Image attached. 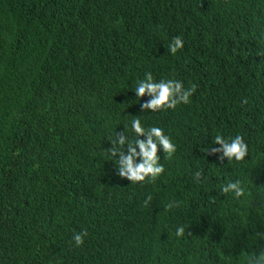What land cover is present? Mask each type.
Listing matches in <instances>:
<instances>
[{"label":"trees","instance_id":"1","mask_svg":"<svg viewBox=\"0 0 264 264\" xmlns=\"http://www.w3.org/2000/svg\"><path fill=\"white\" fill-rule=\"evenodd\" d=\"M263 12L264 0H0V264H247L264 252ZM136 63L168 70L154 82L197 85L190 103L142 110L150 97L134 90L149 70ZM135 118L177 146L158 154L165 203L107 157L117 133L137 138ZM218 134L243 136L248 155L209 154ZM235 180L239 198L221 191ZM110 216V247L87 258L73 233H100Z\"/></svg>","mask_w":264,"mask_h":264},{"label":"clouds","instance_id":"2","mask_svg":"<svg viewBox=\"0 0 264 264\" xmlns=\"http://www.w3.org/2000/svg\"><path fill=\"white\" fill-rule=\"evenodd\" d=\"M183 43L184 42L180 36L173 37L168 45V51L172 55H175L178 50L183 48ZM2 45L3 42H0V46ZM130 57L132 61L135 60L134 53H130ZM141 66H148L146 71H149L145 73V78L138 82L134 92L137 97H144L145 95L150 97V99L140 105L142 110L155 112L162 109H175L176 106L181 103H190V97L195 93L197 85L193 84L191 87L185 89L183 82L179 80L168 79L154 82L152 74H154L155 78H161L162 72L164 74L165 71L168 72V70L162 68V66L161 68H157L158 65L155 63L137 64L138 68ZM103 90L102 84H98L93 92V99L97 100ZM243 103H247V99H245ZM131 127L136 133L137 138L130 142L125 134L117 133V139L110 141L113 146L108 149L110 154L107 157H109L110 160L116 159L115 163L118 165L117 174L121 178L128 179L131 183L144 182L146 179L150 178L152 182L147 183L150 187L151 185L161 187L160 195L153 199H156L159 203H165L168 201L167 190L173 189V187L169 185L170 187L167 188L166 183H168V181L165 182L166 177L161 184H153V182L164 172V166L159 163L160 156L158 154L159 150L162 149L163 153L167 154L165 158L170 160L175 154L177 146L172 142L168 135L164 134L163 129L159 127L145 129L139 118L132 120ZM141 136H143L144 139H139ZM175 141H177V139ZM214 143L218 144L219 147H212L211 149H205V151L209 152V154L220 153V160L227 158L229 162L233 159L239 162L248 155V145L241 135L225 139L222 135L218 134L214 137ZM125 145H127L126 154L123 150ZM117 155L118 159L116 158ZM137 158H139V162H137ZM201 176L202 170L197 171L194 174V179L199 180ZM89 186L94 187V184L92 183ZM93 187L89 188L93 189ZM221 191L224 194L232 192L234 193L235 198H239L245 193V189L240 180L227 183L221 188ZM151 199L152 193L145 197V206H147ZM178 206L179 203L173 201L165 205V209L171 210L173 207ZM109 220H112L111 223L107 226L106 221L103 226L104 230L100 233L95 232L96 234L89 233L88 235L86 229L79 233H73L72 239L75 242V245L79 247L83 244V252L87 258L94 257L96 252L101 249L102 246L107 248L110 247L111 243L109 242V239L115 236L114 231L117 227V222L115 217L113 219L110 216ZM184 234L185 228L183 226L176 229L177 237H182ZM247 264H264V252H261L259 255L249 256L247 258Z\"/></svg>","mask_w":264,"mask_h":264},{"label":"bare ground","instance_id":"3","mask_svg":"<svg viewBox=\"0 0 264 264\" xmlns=\"http://www.w3.org/2000/svg\"><path fill=\"white\" fill-rule=\"evenodd\" d=\"M264 13V12H263ZM264 16V15H263ZM174 131V130H173ZM175 131H177L178 132V130H175ZM167 132H169V130H167ZM182 133V132H181ZM189 135V134H188ZM171 136V135H170ZM176 137V136H175ZM178 137V136H177ZM189 137V136H188ZM188 137H186V138H188ZM193 137V136H192ZM171 138V137H170ZM194 138H196L195 137V135H194ZM179 139V138H178ZM191 139V138H190ZM192 140V139H191ZM198 140V139H197ZM196 140V141H197ZM190 143H192V142H190ZM194 143V142H193ZM196 143V142H195ZM199 143V142H198ZM192 145H194V144H192ZM185 146V145H184ZM195 146V145H194ZM197 146H198V144H197ZM192 148H194L193 146H192ZM189 149L190 148H188V151H189ZM179 150H181V149H179ZM188 151H187V153H188ZM194 151V150H193ZM176 189V188H175ZM175 191H177V190H175ZM178 194V193H177ZM161 204V203H160ZM165 212H166V210H165ZM166 215V214H165ZM167 217V216H166ZM171 218V217H170ZM209 238V237H208ZM215 239V238H214ZM228 250H230V249H228ZM234 251V250H233Z\"/></svg>","mask_w":264,"mask_h":264}]
</instances>
